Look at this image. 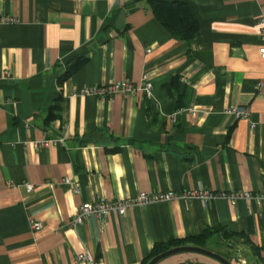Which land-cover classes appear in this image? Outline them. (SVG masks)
Instances as JSON below:
<instances>
[{
  "label": "crops",
  "instance_id": "obj_1",
  "mask_svg": "<svg viewBox=\"0 0 264 264\" xmlns=\"http://www.w3.org/2000/svg\"><path fill=\"white\" fill-rule=\"evenodd\" d=\"M166 1L189 6L199 26L191 42L173 39L148 0H0V17L15 20L0 23V264H87L77 262L84 250L98 264H141L155 244L206 230L207 250L262 264L264 206L217 193H264V0ZM74 57L86 61L60 82ZM143 73L150 96L80 94L137 85ZM48 138L63 142L32 148ZM192 189L213 197L70 226L84 202Z\"/></svg>",
  "mask_w": 264,
  "mask_h": 264
},
{
  "label": "built area",
  "instance_id": "obj_2",
  "mask_svg": "<svg viewBox=\"0 0 264 264\" xmlns=\"http://www.w3.org/2000/svg\"><path fill=\"white\" fill-rule=\"evenodd\" d=\"M13 17H0V23H12L14 22ZM259 27V35L262 41V45L258 48V56L260 59L264 60V18H260L258 21ZM147 52L149 49L146 50ZM258 88H264V79L260 81L257 85ZM152 84L150 82V75L149 73H143L140 81L137 85H134L128 81H120L114 82L107 85H93L87 88H84L80 94L93 96L98 98L103 97H112L113 95L120 94V95H127V96H135L138 93H143L146 96L151 95ZM189 113H193L195 109L193 107H189L183 109ZM228 113L234 114L237 118H246L247 111L244 112H237L234 107L227 110ZM253 126V125H251ZM63 142V138H54V139H43L41 141L33 142L31 144L33 149L39 148H48L51 146H56ZM63 184L69 185L73 188L74 193L79 192V184L77 182H73L70 179H64ZM27 191H32L33 186L31 184L25 185ZM218 197L225 198L229 201L231 205H234L238 200H245L250 201L253 200L257 206L263 207L264 206V193L263 192H249V191H242V192H231V193H217ZM213 197V194L210 191L203 190V189H192L189 191H185L182 193L175 192V191H166L160 193H139L134 197H129L125 199H116L111 201H106L104 199H97L92 202H84L82 203L78 209L76 214L72 217L70 221V226L75 229L83 222L88 220L91 217H95L98 221H100L101 225L104 226L105 219L107 215L111 212H116L119 216L125 215V213L134 206H143L147 204H158V203H165L171 202L174 200H193L199 199L202 202ZM30 228L34 231H39L42 228V223L38 221H30ZM78 263H87V264H98L97 261L94 259L92 255H90L86 250L80 253L77 256Z\"/></svg>",
  "mask_w": 264,
  "mask_h": 264
},
{
  "label": "trees",
  "instance_id": "obj_3",
  "mask_svg": "<svg viewBox=\"0 0 264 264\" xmlns=\"http://www.w3.org/2000/svg\"><path fill=\"white\" fill-rule=\"evenodd\" d=\"M148 4L157 21L173 39L189 43L198 35V22L187 3L183 1L148 0ZM85 61L86 59L81 57H74L68 61L59 81L62 82L68 79ZM48 117L52 118L51 115ZM212 235L211 231L206 230L201 235L155 244L150 255L141 264H147L153 257L174 247L197 246L206 249ZM261 263L264 264V259L261 260Z\"/></svg>",
  "mask_w": 264,
  "mask_h": 264
},
{
  "label": "water",
  "instance_id": "obj_4",
  "mask_svg": "<svg viewBox=\"0 0 264 264\" xmlns=\"http://www.w3.org/2000/svg\"><path fill=\"white\" fill-rule=\"evenodd\" d=\"M180 253H197V254H201L204 255L206 257H209L215 261H217L220 264H231L230 261H228L226 258H224L223 256L214 253L210 250H207L205 248H201V247H197V246H179V247H174L171 248L155 257H153L147 264H157L158 262H160L161 260L175 255V254H180Z\"/></svg>",
  "mask_w": 264,
  "mask_h": 264
},
{
  "label": "rangeland",
  "instance_id": "obj_5",
  "mask_svg": "<svg viewBox=\"0 0 264 264\" xmlns=\"http://www.w3.org/2000/svg\"><path fill=\"white\" fill-rule=\"evenodd\" d=\"M210 248H211V250H216L217 251V249H213V248H215L213 246H211ZM195 258H198V259H206L207 261H211L213 263L220 264L217 261H215V260H213V259H211L209 257H206V256L201 255V254H197V253H180V254H175V255L169 256V257L161 260L157 264H171V263H173L175 261H179V260H183V259H195Z\"/></svg>",
  "mask_w": 264,
  "mask_h": 264
}]
</instances>
